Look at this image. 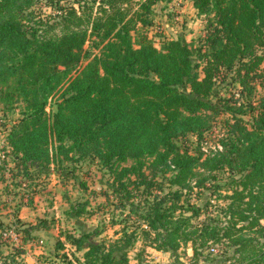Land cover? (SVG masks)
<instances>
[{
  "label": "trees",
  "instance_id": "16d2710c",
  "mask_svg": "<svg viewBox=\"0 0 264 264\" xmlns=\"http://www.w3.org/2000/svg\"><path fill=\"white\" fill-rule=\"evenodd\" d=\"M171 1L0 0V105L21 106L6 130L15 166L32 179L96 158L120 226L107 240L104 223L65 232L41 264H131L139 241L173 256L218 245L210 264H264V0H193L205 34L158 47L148 29ZM4 233L1 223L0 264H25L24 247L4 254Z\"/></svg>",
  "mask_w": 264,
  "mask_h": 264
},
{
  "label": "rangeland",
  "instance_id": "374dc122",
  "mask_svg": "<svg viewBox=\"0 0 264 264\" xmlns=\"http://www.w3.org/2000/svg\"><path fill=\"white\" fill-rule=\"evenodd\" d=\"M153 17L154 25L148 29V34L158 47L164 39L180 35L189 43L197 44L198 39L205 34V17L197 13L193 0L160 2L154 8ZM260 91L263 92V89ZM51 103L49 112L55 108V101L52 100ZM20 111L21 106L16 104L12 107L0 105V163L6 161L8 168L12 170L6 171L5 179L0 183V224L5 227L2 239L4 254L12 253L14 247H24L26 253L18 257V260L23 258L25 264H41L43 258H39L40 255L55 259L53 255L56 253V241L65 240V232L78 233L81 228L93 230L106 224L105 231L98 238L107 240L115 237L114 231L120 226H111L113 206H104L106 200L103 194L112 192L108 187L111 176L96 158L77 162L63 160L59 164H52L49 174H36L32 179L19 172L11 155L6 130L20 118ZM219 131L217 129L215 134ZM191 138L195 141V136ZM207 145H215L213 136H207ZM203 149L208 153L207 148ZM82 204H85L84 213L79 218L73 217V205ZM114 219L119 221L122 217L115 212ZM40 222H46L48 227L44 224L35 228L31 239L25 241L22 229ZM67 246L69 253L74 251L70 244ZM215 247L218 250L215 253L204 250L202 256L194 257L193 251H189L190 247L187 246L173 256L170 252L143 246L139 241L130 252V259L131 264H138L137 253L144 248L143 264H210V260L218 258L220 253L221 247ZM76 254L81 256L82 252Z\"/></svg>",
  "mask_w": 264,
  "mask_h": 264
},
{
  "label": "built area",
  "instance_id": "2783aa9c",
  "mask_svg": "<svg viewBox=\"0 0 264 264\" xmlns=\"http://www.w3.org/2000/svg\"><path fill=\"white\" fill-rule=\"evenodd\" d=\"M209 251L215 253V252H217L218 250L216 249L215 246H212V247L209 249Z\"/></svg>",
  "mask_w": 264,
  "mask_h": 264
},
{
  "label": "crops",
  "instance_id": "0c3cea01",
  "mask_svg": "<svg viewBox=\"0 0 264 264\" xmlns=\"http://www.w3.org/2000/svg\"><path fill=\"white\" fill-rule=\"evenodd\" d=\"M188 250H189V251H190V250L192 251V249H191V248H189Z\"/></svg>",
  "mask_w": 264,
  "mask_h": 264
}]
</instances>
